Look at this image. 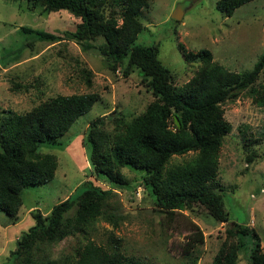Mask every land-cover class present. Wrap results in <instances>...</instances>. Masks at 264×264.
<instances>
[{
	"label": "rangeland",
	"instance_id": "374dc122",
	"mask_svg": "<svg viewBox=\"0 0 264 264\" xmlns=\"http://www.w3.org/2000/svg\"><path fill=\"white\" fill-rule=\"evenodd\" d=\"M217 0H149L140 12L143 25L136 43L156 44L157 58L175 77L178 85L186 82L197 64L184 61L177 43L187 51L207 49L213 61L233 71L251 69L264 51V0H252L234 10L231 16L216 8ZM180 20L171 14L178 9ZM68 11L40 13L29 10L25 3L0 0V112L11 109L24 112L40 101L60 94L95 92L99 99L78 117L56 141L40 144L43 152L56 157L54 177L46 183L21 189L19 219L11 223L0 211V263L2 254L15 248L33 219L29 212L43 214L67 196L80 191L88 180L92 165L85 140L90 122L103 119V128L112 131L115 119H130L142 112L152 96L140 81L136 69L128 76L108 69L104 57L96 49L83 48L71 40L53 44L39 41L21 26L62 33L74 27ZM101 38L89 41L101 43ZM82 69L92 74L83 75ZM38 78V85L27 91L12 89L14 82L26 83ZM90 80V84L86 83ZM36 86V87H35ZM223 116L231 130L223 138L218 154V171L214 178L220 188L227 223H216L207 209L198 203L180 206L171 217L154 205L150 189L145 186L143 169L123 166L120 171L126 185L117 187L104 177L96 183L112 188L104 209L109 218H98L85 235H70L51 249L53 257L72 255L86 240L112 251L117 239L119 251L149 264H210L221 244L238 242L236 264H249L253 244L244 231L227 236L228 226L246 230L254 228L264 252V106L254 104L241 93L222 104ZM195 153L172 155L169 164L183 163ZM73 213V210L66 215ZM194 224L203 234L202 243L187 250V236Z\"/></svg>",
	"mask_w": 264,
	"mask_h": 264
},
{
	"label": "trees",
	"instance_id": "16d2710c",
	"mask_svg": "<svg viewBox=\"0 0 264 264\" xmlns=\"http://www.w3.org/2000/svg\"><path fill=\"white\" fill-rule=\"evenodd\" d=\"M29 10L40 13L68 11L75 19L74 27L62 33L36 30L21 26L39 41L51 44L71 40L83 48L96 49L104 57L109 70H121L128 76L136 69L152 100L145 109L130 119H115L111 132L103 128V119L90 122L85 136L90 178L82 188L43 214L31 210L33 224L16 239L15 248L2 254L0 264H149L119 251L118 240L112 251L86 238L72 255H51V249L67 236L85 235L98 218H109L107 200L112 188L96 183L104 177L112 185H126L120 169L125 165L143 169V182L154 198V205L167 217L180 206L203 205L216 223L229 221L223 201L214 183L218 171V154L231 124L223 116L222 104L236 99L241 93L264 106V51L251 69L233 71L213 61L207 49L187 51L177 43L183 59L197 64L193 75L182 85L157 58L156 44L136 43L143 25L140 12L149 0H16ZM252 0H217L216 8L225 16ZM101 38V43L91 44ZM81 70V69H80ZM83 75H90L82 69ZM14 82L12 89L27 91L38 85ZM89 85L90 80L86 79ZM35 86V87H36ZM99 99L95 92L56 94L40 101L24 112L11 109L0 112V211L15 223L22 203L21 189L46 183L54 177L55 155L41 150L43 142H55L71 124L89 111ZM174 117L179 121L176 125ZM264 140V131L261 132ZM195 153L183 163L169 164L172 155ZM220 190V188H218ZM73 210V213L66 215ZM108 220H112L109 218ZM187 236L186 248L202 243L203 234L194 224ZM240 231L250 234L253 244L249 264H264L259 235L254 228L241 230L228 226L227 236ZM238 242L224 241L210 264H236Z\"/></svg>",
	"mask_w": 264,
	"mask_h": 264
},
{
	"label": "water",
	"instance_id": "95a60500",
	"mask_svg": "<svg viewBox=\"0 0 264 264\" xmlns=\"http://www.w3.org/2000/svg\"><path fill=\"white\" fill-rule=\"evenodd\" d=\"M171 17L176 20H180L182 18V13L179 10V8L172 12ZM174 120H175L176 125L179 126L180 123L176 117H174Z\"/></svg>",
	"mask_w": 264,
	"mask_h": 264
}]
</instances>
